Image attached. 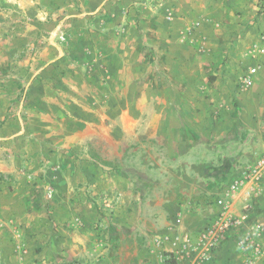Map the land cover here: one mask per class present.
Returning <instances> with one entry per match:
<instances>
[{"label": "rangeland", "instance_id": "1", "mask_svg": "<svg viewBox=\"0 0 264 264\" xmlns=\"http://www.w3.org/2000/svg\"><path fill=\"white\" fill-rule=\"evenodd\" d=\"M260 16L264 0H0V264H27L28 242L38 251L45 235L52 241L59 232L55 211L73 199L62 176L86 154L120 159L119 150L99 136L83 146L71 142L87 112L96 124L104 119L112 127L120 107L150 109L153 90L161 100L171 97L164 94L169 76L151 42L154 34L158 45L169 30L174 41L196 49L203 44L189 35L203 18L208 32L221 31L235 43L261 30ZM121 63L127 65L124 75L118 74ZM108 64L112 74L104 69ZM250 137L242 132L235 148L223 144L221 158L232 174L222 185L223 197L232 195L222 206L226 211L237 199L233 208L241 213L221 219L235 227L244 264H264V144ZM131 140L121 156L127 172L154 175L155 159L164 173L173 152L156 140ZM236 156L238 165L230 166ZM247 181L250 197L233 199ZM134 185L145 187L142 181Z\"/></svg>", "mask_w": 264, "mask_h": 264}, {"label": "crops", "instance_id": "2", "mask_svg": "<svg viewBox=\"0 0 264 264\" xmlns=\"http://www.w3.org/2000/svg\"><path fill=\"white\" fill-rule=\"evenodd\" d=\"M190 16L188 20L195 19ZM199 20L189 36L198 37L202 47L177 43L169 30L160 34L162 45L156 41L158 33L151 40L164 60L169 78L163 90L171 97L161 100L152 89L150 109L120 107L112 127L104 119L96 124L87 112L84 125L71 133L75 146L94 135L105 139L119 150L120 159L115 163L86 154L62 176L71 206L57 207L59 232L51 242L45 235L38 251L27 243L25 263L166 264L169 254L174 264L247 263L234 239L235 227L221 216L241 213L233 208L234 197H250L249 181L224 211L219 203L226 193L222 185L232 174L221 156L227 148L223 144L235 148L242 132L264 144V17L256 26L260 31L234 44L221 31L208 32L204 19ZM104 69L112 70L109 64ZM117 69L120 75L128 70L125 63ZM245 75L252 79L248 89L239 86ZM149 139L172 156L164 173L153 159L156 174L133 177L121 156L130 140L142 144ZM239 158L230 160V166L238 165ZM136 181L144 182V189Z\"/></svg>", "mask_w": 264, "mask_h": 264}, {"label": "built area", "instance_id": "3", "mask_svg": "<svg viewBox=\"0 0 264 264\" xmlns=\"http://www.w3.org/2000/svg\"><path fill=\"white\" fill-rule=\"evenodd\" d=\"M257 71V68L256 67H254V68H252L251 69V72L252 73H255ZM251 84H252V79L249 77V76H247V75H245V76H243L242 78H241V80H240V86L241 87H243V88H250L251 87ZM260 164L261 165H263L264 164V160H262V161H260ZM238 183L239 182H236V184H233L232 185V191L233 192H235V190L238 188ZM232 194H231V192L227 195V196H225V197H222L220 200H219V203H221L222 205H224L225 204V206H226V208H227V206H228V202H229V200H228V198H229V196H231ZM172 256L169 254V255H166V258H165V260H166V264H174V262L172 261Z\"/></svg>", "mask_w": 264, "mask_h": 264}]
</instances>
